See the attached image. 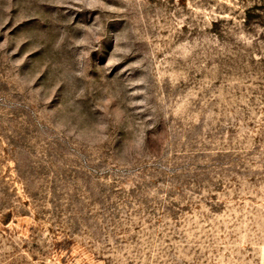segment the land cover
I'll return each instance as SVG.
<instances>
[{
	"label": "rangeland",
	"instance_id": "obj_1",
	"mask_svg": "<svg viewBox=\"0 0 264 264\" xmlns=\"http://www.w3.org/2000/svg\"><path fill=\"white\" fill-rule=\"evenodd\" d=\"M0 264H264V0H0Z\"/></svg>",
	"mask_w": 264,
	"mask_h": 264
}]
</instances>
